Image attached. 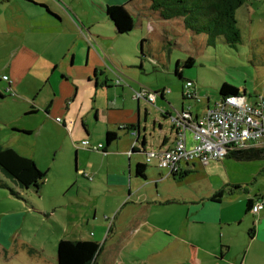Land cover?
<instances>
[{"label": "rangeland", "instance_id": "1", "mask_svg": "<svg viewBox=\"0 0 264 264\" xmlns=\"http://www.w3.org/2000/svg\"><path fill=\"white\" fill-rule=\"evenodd\" d=\"M52 1L85 33L99 34V39L115 48L123 75L117 74V78L128 80L136 89L144 86L150 92L166 91L165 98L159 96L157 103L141 100V109L149 111L146 121L143 120L147 127L146 151L170 145V141L162 145L163 135L159 134L162 123L164 135L171 136L166 112L176 114L183 106L196 113L208 104V99L213 106L221 97L224 82L239 87L250 103L255 104L264 96V0H245L246 4L237 9L241 38L233 45L222 35L195 33L187 28L182 17H155L150 0ZM119 1L128 3L135 26L117 36L106 7ZM2 54L3 50L0 76L4 73ZM189 57L195 63L186 67L184 63ZM178 63L183 78L176 73ZM188 80L194 83L196 99L183 98V85ZM125 90L113 88V100L119 105L124 97L126 104L135 109L133 92L126 87ZM14 100L9 95L0 99V146H12L34 158L47 176L38 192L34 188H18L8 178L22 198L0 187V264H58L60 239L96 240L102 246L99 264H240L245 256L247 264H261L264 245L252 243L248 224L236 223L230 228L201 218L198 224L185 225L184 215L195 206L194 201L224 189L222 213L241 217L247 195L264 194V159L227 157L197 167L180 183H160V199L168 197L176 199V203L117 206L120 198L108 196L104 190L91 191L88 186L92 181L75 172L76 149H71L68 142L63 144L61 134L55 135L53 120H48L40 132L20 134V106ZM130 139L134 137L121 133L117 139L119 148ZM132 158L148 163V175L152 165H157L155 159L146 161L145 154L140 152H134ZM0 178H7L1 170ZM151 189L156 190L154 185ZM232 193L235 195L229 198ZM249 216L254 221L253 215ZM222 245L229 249H222ZM193 247L197 249L193 251ZM223 250L225 261L221 260Z\"/></svg>", "mask_w": 264, "mask_h": 264}, {"label": "crops", "instance_id": "2", "mask_svg": "<svg viewBox=\"0 0 264 264\" xmlns=\"http://www.w3.org/2000/svg\"><path fill=\"white\" fill-rule=\"evenodd\" d=\"M115 4L124 3L119 1ZM153 14L159 17L156 12ZM115 33L117 36L121 34L117 30ZM99 38V34L85 33L84 29L69 20L63 9L52 0H0V51H4L0 99L3 100L6 95L12 96L14 102L20 106V134L32 135L40 132L50 119L56 123L55 135L61 134L62 143L68 142L71 149H76L75 172L92 181V185L88 186L91 191L104 190L108 196L120 198L117 206L131 203L146 206L162 202L176 203V199L168 197L163 201L160 199L162 195L158 189L159 184L165 181L180 183L197 167L205 166L195 162L189 169L192 172L180 178L179 174H168L165 169L152 165L148 175V163L132 158L133 146H136L137 152L143 154L147 150L148 139L145 133L147 127L143 120L146 121L149 111L147 108L144 111L141 109L143 107L141 100H136L135 109L126 104L124 97L119 105L115 98L113 100L111 96L113 88L122 89L124 92L126 87L133 92L132 97L134 90L137 89L124 78V81L116 84L117 76H123L118 68L117 51ZM149 59L153 62L151 58ZM140 88L141 86L138 89ZM165 96L160 97L164 99ZM207 103L201 111L191 112L194 115L204 113L211 106L210 99ZM182 109L185 108L182 106ZM168 113L170 114L166 112L165 117H169ZM57 117H61L62 121H57ZM159 124V134L163 135L162 145L170 141L168 147L173 146L175 131L172 124L171 136L164 135L163 124ZM122 125L130 127L121 129ZM133 128L138 131L139 140L146 141L145 146L140 147L141 144L136 142L137 136L132 134ZM108 131L116 132L117 139L121 133L130 134L134 139H130L121 148L117 139L107 145ZM84 139L105 142L104 149L93 152V149L82 145ZM140 164L143 167L140 168ZM76 181L75 179L72 182ZM153 185L155 192L151 189ZM216 192L194 201L195 206L188 209L187 216L184 215V221H187L185 225L189 224L188 222L198 224L201 218L214 221L221 226L225 224L230 228L236 223L244 222L250 228L252 243L264 245V210L257 214L248 210V200L256 202L264 194H248L245 198L244 212L237 218L231 213H222L224 194L220 199H214ZM233 195L235 194H230L229 198ZM135 197L139 199L134 200ZM249 214L253 215L254 221H251ZM220 236L222 243L223 235ZM224 248L229 249L228 246L222 245V249ZM196 249L197 247H193V251ZM224 252L223 250L221 255L223 261L226 260ZM260 261L264 264V257ZM247 262L245 256L240 264Z\"/></svg>", "mask_w": 264, "mask_h": 264}, {"label": "trees", "instance_id": "3", "mask_svg": "<svg viewBox=\"0 0 264 264\" xmlns=\"http://www.w3.org/2000/svg\"><path fill=\"white\" fill-rule=\"evenodd\" d=\"M150 2L153 12H156L162 19H174L182 17L187 28L192 29L195 33H208L214 37L222 35L224 36L225 41L230 45L240 41L241 34L238 28L236 11L244 4L245 0H150ZM126 5L127 3L109 4L106 7V13L114 23L119 33L130 32L135 26L134 16ZM144 41L145 39H142L140 43L142 55L144 54ZM151 60L153 61V64H157L153 58H151ZM194 63L195 59L193 57H189L185 61L184 66L191 67L194 65ZM179 66L180 65L178 63L176 73L181 78H183L182 72L178 70ZM122 81H124L123 78L120 79L119 83L116 82V84H120ZM188 82L191 83V90L196 92L193 81L188 80L183 85V98L196 99L192 95L188 97L186 94H184V87ZM143 88L146 87L141 86L140 89ZM135 91L136 90H134V92ZM240 92L242 91L236 85L224 82L220 88L221 97L219 99H222L225 96L239 94ZM155 93H157L158 98L159 96H165L166 92L165 90H162L156 91ZM165 115L167 114L165 113ZM171 115L172 114L170 113V121ZM131 126L135 127L134 125ZM128 127L130 126H127V129H129ZM117 138L118 135L116 132L108 131L106 136L107 145H110ZM136 139V142L140 143L141 146L146 145L145 140H139L137 137ZM87 148L93 149L90 147ZM105 151L106 150H104V152ZM132 151L137 152L136 146H133ZM227 156L237 160L264 159V148H245L232 150ZM139 167L141 168L143 165L140 164ZM0 170L3 171L7 177L0 178V187L3 189H8L12 195L18 198H22V194L19 193L15 187L10 185V181L7 180L8 178L12 179L15 185L22 189L34 188L38 192L44 184V180L47 176V173L39 168L33 158L21 154L12 147L0 146ZM190 172H192V170H183L182 172L173 174H179L180 178H182L187 176V174ZM223 194L224 189H221L215 193L213 198L220 199ZM260 200H264V195L257 201ZM256 202H253L252 199L248 200L249 211L252 212V208ZM262 210H264V208ZM101 249V244L92 239H60L58 243V264H98L97 259Z\"/></svg>", "mask_w": 264, "mask_h": 264}, {"label": "built area", "instance_id": "4", "mask_svg": "<svg viewBox=\"0 0 264 264\" xmlns=\"http://www.w3.org/2000/svg\"><path fill=\"white\" fill-rule=\"evenodd\" d=\"M184 88V94L196 98L190 82ZM134 98L154 103L157 93L143 88L134 92ZM56 120L61 122L62 118ZM171 121L175 130L174 145L145 151L146 161L155 159L157 166L168 174L189 170L195 162L207 166L212 161L223 160L232 150L264 146V96L255 104L250 103L242 92L225 96L200 115H194L190 109L177 110L171 115ZM121 127L127 129L126 125ZM132 134L137 136L138 131L132 130ZM82 145L94 150L104 149L103 143L93 145L89 139L82 140ZM263 208L264 200L257 201L252 212L258 213Z\"/></svg>", "mask_w": 264, "mask_h": 264}, {"label": "water", "instance_id": "5", "mask_svg": "<svg viewBox=\"0 0 264 264\" xmlns=\"http://www.w3.org/2000/svg\"><path fill=\"white\" fill-rule=\"evenodd\" d=\"M137 138H139V133L137 134ZM137 140V139H136Z\"/></svg>", "mask_w": 264, "mask_h": 264}]
</instances>
